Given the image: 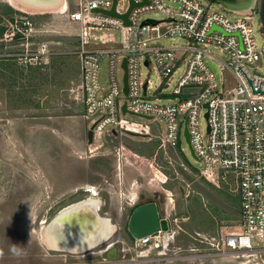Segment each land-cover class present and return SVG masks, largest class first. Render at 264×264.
<instances>
[{
  "label": "built area",
  "instance_id": "2783aa9c",
  "mask_svg": "<svg viewBox=\"0 0 264 264\" xmlns=\"http://www.w3.org/2000/svg\"><path fill=\"white\" fill-rule=\"evenodd\" d=\"M210 1L116 0V13H129L131 23L126 25L107 13L115 0H67L69 19L80 25L76 50L80 74L61 96L83 106L82 117L94 125L95 141L129 136L127 132L158 139L152 158L158 168V157H163L176 176L195 174L209 182L219 176L233 184L241 202L239 228L229 227L209 237L199 234V242L214 254L258 257L264 254L262 22H255L257 2L229 8L219 1L215 7ZM151 12L164 18L144 16ZM28 25L32 31L30 20L17 22L13 36H26ZM112 29L120 31L119 42L106 33ZM99 31H104L101 37L94 34ZM172 38L181 43L163 44ZM50 54V45L44 44L37 53L23 55V64L43 69ZM105 58L108 73L103 84L100 70ZM144 68L157 74L159 85L152 93L153 83L143 77ZM186 128L196 159L203 165L198 172L183 159L181 138ZM162 233L133 238L131 249L140 256L148 254L150 247L165 239Z\"/></svg>",
  "mask_w": 264,
  "mask_h": 264
},
{
  "label": "rangeland",
  "instance_id": "374dc122",
  "mask_svg": "<svg viewBox=\"0 0 264 264\" xmlns=\"http://www.w3.org/2000/svg\"><path fill=\"white\" fill-rule=\"evenodd\" d=\"M216 1L214 5L218 7ZM250 1L257 2L258 25L261 0ZM4 11H10L12 17L3 19L0 14V27L9 30L0 37V264H264V254L224 256L212 253L205 243L199 242V234L209 237L229 231V227L239 228L240 195L233 184L219 176L215 182L195 174L181 172L176 176L161 157V169L155 164L151 167L158 139L123 137L89 142V122L70 110L69 102L60 96L61 89L68 86L64 84L62 56L74 53L60 51L64 44L70 49L79 44L80 25L69 19L67 9L30 12L0 0V13ZM144 16L164 18L158 12ZM16 19L33 24L32 31L29 25L25 26L27 35H22L21 44L13 36ZM104 31L94 34L101 37ZM106 33H112L117 42L121 39L119 30ZM258 39L262 43L263 38ZM180 43L177 38L163 42ZM44 44L53 46L48 65L43 69L35 64L25 66L22 56L37 53ZM215 52L222 57L219 51ZM261 69L264 71L262 65ZM142 71L143 77L152 80V93L159 85L157 74L151 68ZM107 73L105 58L100 70L103 84ZM128 118L142 122L137 117ZM121 142L125 152L118 148ZM139 146L150 154L136 152ZM181 148L192 171L201 170L203 165L193 155L184 135ZM135 181L139 183L135 187L137 198ZM87 187H97L96 198L102 202L99 214L115 225L116 233L109 242L88 252L49 249L41 239L44 228L64 208L93 197ZM164 190L173 196L170 209L165 204ZM157 198L164 208L161 217L169 221V226L162 233L165 239L140 256L131 249L130 213L135 206ZM112 250L115 259L109 256Z\"/></svg>",
  "mask_w": 264,
  "mask_h": 264
},
{
  "label": "bare ground",
  "instance_id": "6f19581e",
  "mask_svg": "<svg viewBox=\"0 0 264 264\" xmlns=\"http://www.w3.org/2000/svg\"><path fill=\"white\" fill-rule=\"evenodd\" d=\"M13 7L16 6L18 8H22L25 11H64L67 9V0H8ZM248 5V4H247ZM139 184V183H138ZM134 182L135 187H139ZM90 186V185H89ZM87 191L90 192L93 197H89L84 201L79 203L70 205L64 208L59 214L63 216H67L71 210L82 209L81 217L92 218L93 223L90 225L91 232L87 234L86 228L79 227L77 231L75 230L74 234L70 228V226L61 219H53L49 225L44 228V232L41 235L42 242L49 249L54 251H65L70 253H83L91 251L96 248L103 242H106L112 237L114 234L116 227L109 220L105 218H97L94 210L100 211V207L102 202L96 197L99 195L97 187H87ZM165 194H167L166 206L170 209L173 207L174 200L172 193L169 190H164ZM138 190H135L134 198L138 197ZM101 216V215H100ZM97 218V219H96ZM165 228L167 224L164 223ZM118 231V230H117ZM116 233V232H115ZM112 243V242H110ZM104 245V244H103ZM112 244H110L111 246ZM115 245V244H114ZM109 247V245H107ZM100 247V246H99ZM114 256V255H113Z\"/></svg>",
  "mask_w": 264,
  "mask_h": 264
},
{
  "label": "water",
  "instance_id": "95a60500",
  "mask_svg": "<svg viewBox=\"0 0 264 264\" xmlns=\"http://www.w3.org/2000/svg\"><path fill=\"white\" fill-rule=\"evenodd\" d=\"M134 5L135 3H132V7ZM259 12L261 15L262 32L264 34V0L260 1ZM107 13L123 19L126 25H129L131 23L128 19L129 13L124 15H120L116 13V0L113 9ZM123 66L124 68H126V61H124ZM124 81H125V93L127 94L128 93L127 74L125 75ZM123 112L126 113V105L123 106ZM127 134L132 137H140V135L132 132H127ZM185 136L187 142L189 143L191 151L195 156V153L191 146L190 136L187 128L185 129ZM88 138L90 143L94 142V125H92L88 130ZM157 200L158 201L147 202L142 205H139L133 210L128 221V231L131 237L140 239L149 235H153L159 231H165L166 229H168L169 221L161 217V211L164 209L162 202L160 201L159 198ZM94 212L97 218H103L100 216L98 211L94 210ZM81 214H82V209L71 210V212L68 213L67 216L62 217L60 214H58L54 218V220L57 219L61 221L62 219L63 221H66V223L70 226L73 234L75 230L77 231L79 227L86 228V231H88L87 234H89L91 232L90 225H92L93 220L88 216L82 219ZM164 223L167 224L166 228L164 226ZM113 254H115L114 250L109 252V256L111 259H115Z\"/></svg>",
  "mask_w": 264,
  "mask_h": 264
},
{
  "label": "crops",
  "instance_id": "0c3cea01",
  "mask_svg": "<svg viewBox=\"0 0 264 264\" xmlns=\"http://www.w3.org/2000/svg\"><path fill=\"white\" fill-rule=\"evenodd\" d=\"M11 13H12V11H11ZM10 13V11H4V12H1L0 14H1V16H2V18L4 19V18H6V17H8V16H11L12 17V14ZM16 21V23L17 22H19V19H16L15 20ZM21 22V21H20ZM9 30H7L6 31V29L3 27V26H1L0 27V37L1 36H3V34H5V36H6V34H7V32H8ZM13 32H15V30L13 29ZM14 39H16V41H19L20 39H22V35L21 34H18V35H14ZM19 43L21 44V42L19 41ZM49 43V42H48ZM67 46H69V45H67V44H64V48L62 49V51H60V53H62V54H70L69 52L70 51H72L73 50V55H71V56H67V55H64V56H62L63 57V61L62 62H64V65H63V67H62V70H64V74L66 75V77H65V80H64V84H68V86L67 87H69L70 86V82L72 81V80H74L76 77H78V75L80 74V60H79V58H78V55L76 54V50H77V47L79 46V44H78V46L76 47V48H72V49H70V48H67ZM70 47V46H69ZM52 49H53V46H52V48H51V52H52ZM52 53H54V52H52ZM53 56V55H52ZM51 57V54H50V56L48 57V61H50L49 60V58ZM51 59V58H50ZM66 87V88H67ZM66 88H64V89H66ZM64 89H61V94H62V91L64 90ZM61 96V95H60ZM64 100H66L67 102H69V103H67V104H69V106L68 107H70V110H72L73 112H75V113H79V114H81V116H82V114H83V106L81 105V104H76L74 101H72V100H69V99H64ZM67 104H66V106H67ZM83 118V117H82ZM88 122V121H87ZM92 125H91V123H89V125H88V130H89V128L91 127ZM123 137H132V136H126V135H124V136H118V137H112V136H109V137H105L104 139H111V140H115V139H124ZM148 141V140H147ZM153 141H155V140H153ZM120 147V151H123V152H125V150H126V147L124 146V144L121 142V144L120 145H118V148ZM136 152H142V153H145V154H150L149 153V151H146V150H144L143 149V147H141V146H139L138 147V149L136 150ZM145 154H143L144 156H148V155H145ZM135 155H137V154H135ZM155 156V155H154ZM161 158H163V157H161ZM144 159H146V160H148L149 161V159H147V158H144ZM159 159V158H158ZM164 160V159H163ZM165 161V160H164ZM151 164V167H152V163H150ZM167 195V194H166ZM139 199V198H138ZM167 199V198H166ZM138 200H136V201H134V203L136 204V202H137ZM166 204V203H165ZM133 205V204H132ZM166 207V206H165ZM132 208H133V206H132ZM240 210H241V202H240Z\"/></svg>",
  "mask_w": 264,
  "mask_h": 264
},
{
  "label": "flooded vegetation",
  "instance_id": "af4514ba",
  "mask_svg": "<svg viewBox=\"0 0 264 264\" xmlns=\"http://www.w3.org/2000/svg\"><path fill=\"white\" fill-rule=\"evenodd\" d=\"M217 1H219L224 6L229 7V8H237V7H240L242 5L246 6L247 4L251 3L250 0H217ZM157 199L156 200H152V201H158ZM152 201H150V202H152ZM137 206H139V205H137ZM137 206H135L134 209Z\"/></svg>",
  "mask_w": 264,
  "mask_h": 264
},
{
  "label": "trees",
  "instance_id": "16d2710c",
  "mask_svg": "<svg viewBox=\"0 0 264 264\" xmlns=\"http://www.w3.org/2000/svg\"><path fill=\"white\" fill-rule=\"evenodd\" d=\"M11 9V8H10ZM11 11H12V9H11ZM133 210H134V208L131 210V213L133 212ZM131 213H130V215H131ZM131 236V235H130ZM133 239V237H131V240Z\"/></svg>",
  "mask_w": 264,
  "mask_h": 264
}]
</instances>
